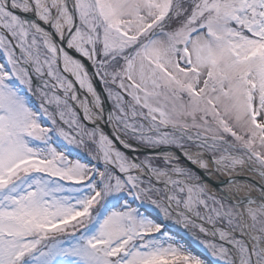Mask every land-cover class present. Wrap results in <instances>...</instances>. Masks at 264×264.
<instances>
[{"label": "snow or ice", "instance_id": "1", "mask_svg": "<svg viewBox=\"0 0 264 264\" xmlns=\"http://www.w3.org/2000/svg\"><path fill=\"white\" fill-rule=\"evenodd\" d=\"M0 264H264V0H0Z\"/></svg>", "mask_w": 264, "mask_h": 264}]
</instances>
